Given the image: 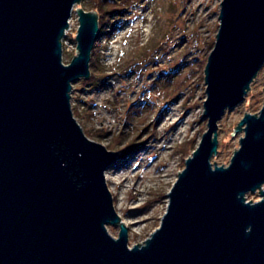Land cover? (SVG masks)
I'll list each match as a JSON object with an SVG mask.
<instances>
[{
	"label": "water",
	"instance_id": "water-1",
	"mask_svg": "<svg viewBox=\"0 0 264 264\" xmlns=\"http://www.w3.org/2000/svg\"><path fill=\"white\" fill-rule=\"evenodd\" d=\"M81 2L0 0V264H264V103L234 127L244 136L230 163L212 161L219 120L264 68V0H222L204 70L207 130L159 227L132 247L106 178L119 152L90 139L72 107L100 30L96 11L76 9L77 50L64 63Z\"/></svg>",
	"mask_w": 264,
	"mask_h": 264
},
{
	"label": "rangeland",
	"instance_id": "rangeland-1",
	"mask_svg": "<svg viewBox=\"0 0 264 264\" xmlns=\"http://www.w3.org/2000/svg\"><path fill=\"white\" fill-rule=\"evenodd\" d=\"M221 2L139 0L120 18L115 33L100 37L98 58L109 76L107 82L92 86L81 84V79L73 84V110L79 106L83 114L91 107L95 114L92 123L77 119L90 139L108 147L125 133L123 145L144 143L128 162L111 166L108 178L106 172L115 208L129 227L130 247L144 242L159 227L168 206L166 195L207 130L204 70L220 27ZM80 7L96 11L90 9L88 0L74 6L63 44L65 64L76 54V9ZM175 71V83L160 77V73ZM168 75L167 79L173 76ZM263 103L264 68L246 100L219 120V151L213 162L230 163L244 136L238 131L232 136L234 127L246 113L258 114ZM98 129L106 137H97ZM119 145L110 150L118 152ZM248 199L257 201L260 195L250 194ZM108 230L117 237L120 227L108 225Z\"/></svg>",
	"mask_w": 264,
	"mask_h": 264
},
{
	"label": "trees",
	"instance_id": "trees-1",
	"mask_svg": "<svg viewBox=\"0 0 264 264\" xmlns=\"http://www.w3.org/2000/svg\"><path fill=\"white\" fill-rule=\"evenodd\" d=\"M83 2L87 0H82ZM90 9L96 10V12L99 15V36L98 41L95 43L93 51H92V57L90 62V69H91V75L89 79H83L81 84L84 85H92V86H103L109 76L106 73V69L104 66H102L100 60H99V52H100V46L98 47V43L100 41V37L103 36H111L113 33L116 32V30L119 28V24L121 22L123 15L131 8L138 5L139 0H88ZM178 71L170 72V73H160V77H164L163 79L169 82L175 83L176 81L173 80ZM169 74V75H168ZM171 76L169 79L165 76ZM153 90L155 88H152ZM250 92V91H249ZM136 105V104H135ZM74 115L77 119L85 122V123H92L95 114L91 112V107H88L84 113L79 112V106L74 107ZM160 119V118H158ZM106 132H104L102 129H98L95 131V135L99 138H104ZM125 133L120 134L114 139V143H111V145L108 146L109 149H115V147L119 145V157L115 163L119 161L121 164H125L130 159H132L142 148H144V143H128L123 145L124 140H126ZM92 136V134H91ZM194 151V150H193ZM119 163V164H120Z\"/></svg>",
	"mask_w": 264,
	"mask_h": 264
},
{
	"label": "built area",
	"instance_id": "built-area-1",
	"mask_svg": "<svg viewBox=\"0 0 264 264\" xmlns=\"http://www.w3.org/2000/svg\"><path fill=\"white\" fill-rule=\"evenodd\" d=\"M67 33H68V30H66V32H65V36L67 35ZM65 38V37H64ZM63 44H65V40L63 39ZM64 46V45H63Z\"/></svg>",
	"mask_w": 264,
	"mask_h": 264
},
{
	"label": "bare ground",
	"instance_id": "bare-ground-1",
	"mask_svg": "<svg viewBox=\"0 0 264 264\" xmlns=\"http://www.w3.org/2000/svg\"><path fill=\"white\" fill-rule=\"evenodd\" d=\"M108 176H109V174H108V172H107V178H108ZM113 191V190H112ZM114 192V191H113Z\"/></svg>",
	"mask_w": 264,
	"mask_h": 264
}]
</instances>
